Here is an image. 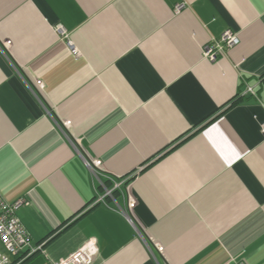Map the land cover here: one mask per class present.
Here are the masks:
<instances>
[{"label":"crops","instance_id":"obj_1","mask_svg":"<svg viewBox=\"0 0 264 264\" xmlns=\"http://www.w3.org/2000/svg\"><path fill=\"white\" fill-rule=\"evenodd\" d=\"M263 125L264 0H0V197L34 246L62 230L42 264L90 237L93 264H264Z\"/></svg>","mask_w":264,"mask_h":264},{"label":"built area","instance_id":"obj_2","mask_svg":"<svg viewBox=\"0 0 264 264\" xmlns=\"http://www.w3.org/2000/svg\"><path fill=\"white\" fill-rule=\"evenodd\" d=\"M184 8H186V3L178 5L176 7V12H180ZM57 32L60 37L67 42L69 48L72 50V53L77 54V49L70 40L66 29H64L62 26H59L57 27ZM239 42L240 40L238 35L230 30H227L222 34L219 40L212 41L204 46L202 52L203 57L210 62H217L218 58L223 56L226 50L237 46ZM36 85H38L40 88H44V84L40 80L36 82ZM248 90L253 91L252 88H249ZM262 132L264 134V125L262 127ZM81 155L83 156L86 165L96 175L97 171H102V162L100 160L87 156L83 154V152ZM138 172L139 170L133 173L123 182L127 183L128 181L132 180L136 177ZM121 185L120 179L119 181H113L110 187H108L104 182L100 181L102 192L98 193L92 205L106 204L108 199H112L115 204L118 205L115 198V193L121 189ZM24 204V199H19L13 203H8L0 197V240L6 250L5 254H0V264H11L13 257L25 251H27L29 254H32L40 250L47 254L45 244L36 246L32 244L29 232L26 230L25 226L17 216L18 209ZM136 204L137 199L130 195L125 208H120L119 211L125 213L130 222L136 227V229L139 230L141 224L139 225L136 223L133 219V216L131 215ZM99 250L100 248L98 239L96 237H90L87 238L81 246H79L68 256L58 260L49 259V264H93V261L98 255ZM159 250L163 251V247H159ZM47 257H49V255Z\"/></svg>","mask_w":264,"mask_h":264},{"label":"trees","instance_id":"obj_3","mask_svg":"<svg viewBox=\"0 0 264 264\" xmlns=\"http://www.w3.org/2000/svg\"><path fill=\"white\" fill-rule=\"evenodd\" d=\"M66 226H68V224ZM54 233H52L53 236L49 237L48 239L49 241L47 240V243L45 244V246L48 243H50L52 240H54L56 237H58V235L62 233V230H60L59 233L57 231ZM43 242L38 243V245L43 244ZM42 257H43L42 251L40 250L32 254H29L27 251H25L13 257L11 264H42V259H43ZM45 264H48V263H45Z\"/></svg>","mask_w":264,"mask_h":264}]
</instances>
